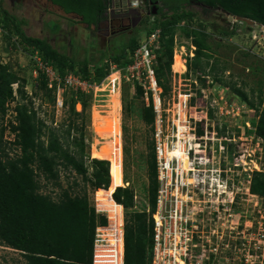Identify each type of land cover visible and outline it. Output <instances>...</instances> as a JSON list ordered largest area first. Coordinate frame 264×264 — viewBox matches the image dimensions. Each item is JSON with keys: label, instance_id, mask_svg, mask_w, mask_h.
<instances>
[{"label": "trees", "instance_id": "obj_1", "mask_svg": "<svg viewBox=\"0 0 264 264\" xmlns=\"http://www.w3.org/2000/svg\"><path fill=\"white\" fill-rule=\"evenodd\" d=\"M48 1L58 6L64 13L78 15L79 22L86 24L87 27H97L108 17L109 0ZM161 1L164 7H167L166 11L156 15L153 22H148L144 33H148L152 27H159L161 31L153 70L157 85L161 88L162 98L170 90L171 65L174 71H184L173 59L175 33L180 26L183 35L194 47L193 55L187 60L186 67L189 71L197 73L196 78L199 81L204 82L205 76H210L212 81H221L219 75L226 70L224 65L215 67L218 58L209 43V38L214 32L207 31V25L202 22H194L197 13L189 6L200 2L205 5L199 6L204 11L220 7L229 14L264 25V0ZM4 14L5 16L0 18L4 39L7 41L10 38H14L13 41L16 39L28 58L38 50L42 60L51 64L61 77L73 71L84 79L100 82L109 73L112 63L121 67L131 61L129 55L138 46L140 39L139 32H136L113 53L102 52L92 61L87 56L78 60L57 51L44 38L27 35L21 26L24 21L18 20L12 14L9 15L5 10ZM215 31L219 36L234 34V30ZM105 58L108 59L107 62H103ZM90 65H93V70H90ZM14 83L15 89L12 87ZM25 83V77L18 75L14 64L10 61L3 62L0 55V120L6 114L9 102L16 100L13 108L14 121L9 128L13 134L12 143L19 150L14 156H10L5 150L3 147L5 126L1 124L0 243L18 251L25 264L91 263L94 228L96 223H106L105 217L95 213L85 192H71L73 185H77L76 181L67 185L57 199L40 191L39 176L45 180L51 179L54 184L61 187L59 172L63 168L80 175L94 190L100 187L107 188L111 183L108 190V193H111L115 187L112 192L113 199L124 208V264H149L152 234L150 214L155 208L157 189L153 142L147 144L145 158L149 210L139 211L134 209L133 188L128 184L120 186L121 181L114 177L113 164L106 159L96 158L101 157L98 153L93 154L96 157H91L85 150L84 121L79 123L77 119H84L89 113L91 94L70 89L63 91L62 105L67 106V111L73 118L64 131L58 132L37 116L36 109L31 105L32 99H29L28 103L23 102L28 99L23 89ZM234 91L256 110V121L251 123L256 135L262 138L264 147V108L259 109L261 101L254 104L239 89ZM33 95L46 97L47 102L55 105V90L47 86L46 78L40 72ZM134 95L136 98H142L141 86L135 85ZM77 103L81 105L80 110L76 109ZM141 111L142 121L151 128L154 119L151 94L149 104L143 102ZM197 122L200 124L201 119ZM200 127L196 131L198 135L203 132L201 125ZM248 183L249 192L261 198L264 208V171L253 170Z\"/></svg>", "mask_w": 264, "mask_h": 264}, {"label": "rangeland", "instance_id": "obj_2", "mask_svg": "<svg viewBox=\"0 0 264 264\" xmlns=\"http://www.w3.org/2000/svg\"><path fill=\"white\" fill-rule=\"evenodd\" d=\"M189 8L197 13L195 23L202 22L207 25V31L214 32L209 38V43L218 58L215 67L224 65L226 70L219 75L221 81H212L210 76H205L204 82L199 81L196 78L197 73L193 70L189 71L186 67L187 60L193 55L194 47L183 35L182 26L178 27L174 38V60L184 71L181 73L174 71L171 65L170 90L162 98V107L171 108V102L178 90L191 94L188 111L190 119L195 124V131L198 127L201 128L200 125L202 126L201 149H205V153L201 154L206 159L204 164L209 163L212 176L216 178L218 170H222L221 176L229 182V187L226 193H222V198L227 200L229 190H232L234 195L231 210L221 213L220 219H214L215 228L219 233L222 232L223 236L228 234L231 236L230 232L235 234V230H238L232 229L236 225L239 228L244 225L256 227L263 207L261 198L249 192L247 177L249 171L241 170L242 157H238V153L235 152L255 147L254 139H246L249 137V131L245 129L243 132L242 127L245 121L250 123L256 121V110L241 99L234 89L245 93L254 104H259L261 101L259 109L264 106V31L256 21L249 23L240 19H228L227 14L217 9L204 11L196 5H191ZM4 10L18 20L24 21L21 26L27 35L46 39L57 51L68 56L78 60L87 56L91 61L98 58L102 52L109 54L119 50L136 32H139L140 38L143 37L149 20L156 17L155 14H150L147 23L138 26L134 31L130 28L123 29L120 21L114 19L108 30L105 21L97 27H87L78 21L77 16L65 15L47 0H0V18L5 16ZM123 22L125 26L129 23L127 20ZM222 29L234 30V34L217 35L215 30ZM13 39L7 41L2 34L0 35V55L3 62L10 61L14 64L18 75L26 79L23 89L28 99L23 102L32 99L31 105L36 109L37 116L49 127L55 128L58 132L64 131L73 115L69 114L67 106L57 107L56 100L55 105H52L47 102L46 97L33 95L37 76L33 72L32 59L22 51L19 42ZM107 60L105 58L103 62ZM89 68L93 70V65ZM113 78L114 75L102 78L99 86L91 93L89 113L84 119L78 118L77 122L84 121L85 150L89 156L96 157L93 154L98 153L101 157L96 158L111 162L114 167V177L122 184H128L133 188L137 208L149 210L145 158L147 144L153 141L150 126L145 125L141 118V107L145 101L135 97L129 82L123 79L113 81ZM12 87L15 89L16 84H12ZM60 97L64 98L63 93ZM15 103L16 100L9 102L6 114L0 120V125L5 126L3 147L10 156L19 153L12 143L13 134L9 128L14 121ZM76 109L80 110L81 105L78 104ZM164 115L168 117L169 112L168 114L164 112ZM198 119H201L200 124L197 122ZM196 135L198 136L197 132ZM173 152L176 156L185 154L180 148H175ZM252 159L257 163L258 168L264 171V149L261 153H255ZM184 165L186 166V159ZM59 174L61 187L54 184L53 180H45L39 176L40 191L57 199L67 185L76 181L77 185H73L71 192H85L92 204L93 194L98 192L103 196L99 197V202L104 204L110 213L111 221L119 225L120 207L105 197L108 191L100 192L103 187L93 191L88 182H84L80 175L70 169L61 168ZM218 190H221V186ZM209 216L211 215L207 214L204 217ZM220 225L222 228L219 227ZM0 264H25V262L18 251L0 243Z\"/></svg>", "mask_w": 264, "mask_h": 264}, {"label": "built area", "instance_id": "obj_3", "mask_svg": "<svg viewBox=\"0 0 264 264\" xmlns=\"http://www.w3.org/2000/svg\"><path fill=\"white\" fill-rule=\"evenodd\" d=\"M137 2L138 0H131V6H136ZM2 33L0 23V35ZM160 36V28L152 27L139 39L138 46L130 53L131 61L121 67L112 63L109 73L103 78L114 75L113 81L123 79L129 82L133 91L135 85L141 86L142 99L146 105L149 104L150 94L152 98L154 119L151 136L156 161L157 189L155 208L150 214L152 234L149 264H264L263 207L256 227L244 225L239 228L236 225L232 229L238 230H235V234L230 232L231 236H223L215 228L214 219H220L221 213L231 210L234 195L229 190L227 200L222 198L229 182L221 176L222 170H218L216 178L212 176L209 163L204 164L206 159L201 154L205 153V149H201L203 136L196 135L195 124L188 111L191 94L178 90L171 102V108L162 107L161 88L157 85L153 70ZM30 58L35 75L42 73L47 86L54 88L57 107L62 106L63 98L60 94L65 89L91 94L101 82L84 79L73 71L61 77L51 64L42 60L38 50ZM164 112H169V116L165 117ZM242 129L243 132L245 129L249 131L246 139H254L255 147L235 151L238 157H242L241 170H261L252 156L263 151V140L256 135L250 121H245ZM234 142L237 145L235 138ZM180 147L188 159L187 167H184L181 157L174 155L173 150ZM110 186L111 183L102 190L107 192ZM219 186L221 190H218ZM114 189L115 187L112 192ZM112 192L105 193V197L120 207L119 225L113 224L110 213L99 202V197L103 196L98 192L93 194L92 206L95 213L104 216L106 223L95 225L90 264H124V208L113 199ZM204 214L211 216L204 217ZM219 227L222 228V225Z\"/></svg>", "mask_w": 264, "mask_h": 264}, {"label": "flooded vegetation", "instance_id": "obj_4", "mask_svg": "<svg viewBox=\"0 0 264 264\" xmlns=\"http://www.w3.org/2000/svg\"><path fill=\"white\" fill-rule=\"evenodd\" d=\"M192 5L200 6L198 2ZM130 7L135 8L136 13H128ZM166 9L167 7H164L161 0H138L136 6H131V0H109V7L107 9L108 17L105 19L106 29L109 30L114 19H116L120 21V25H123V29L130 28L134 31L138 26L147 23L150 14L158 15L166 11ZM124 20L129 22L127 26L123 24ZM133 23H136L135 27L132 26Z\"/></svg>", "mask_w": 264, "mask_h": 264}, {"label": "water", "instance_id": "obj_5", "mask_svg": "<svg viewBox=\"0 0 264 264\" xmlns=\"http://www.w3.org/2000/svg\"><path fill=\"white\" fill-rule=\"evenodd\" d=\"M129 4H130V2H129ZM198 4H200L202 6H205L204 4H202L200 2H198ZM217 10H220V11L224 12L225 14H227L228 19H240V20H245V21H247L249 23H253L254 22L253 20L248 19V18H244V17L238 16V15L229 14L227 11H224L220 7H217ZM128 13H136L135 8L130 7L129 10H128ZM132 26L135 27L136 26V23H133ZM263 29H264V25H263Z\"/></svg>", "mask_w": 264, "mask_h": 264}, {"label": "crops", "instance_id": "obj_6", "mask_svg": "<svg viewBox=\"0 0 264 264\" xmlns=\"http://www.w3.org/2000/svg\"><path fill=\"white\" fill-rule=\"evenodd\" d=\"M48 1V0H47ZM49 2V1H48ZM50 3V2H49ZM51 4V3H50ZM51 5H53V4H51ZM53 6H56V5H53ZM58 7V6H57ZM59 8V7H58ZM60 9V8H59ZM61 10V9H60ZM62 11V10H61ZM63 12V11H62ZM64 13V12H63ZM65 15H68V14H70V15H74V16H77L78 17V21L80 20V17L78 16V15H76V14H74V13H64ZM71 17H73V16H71ZM86 25V24H85ZM87 26V25H86ZM91 27V26H90ZM94 27V26H93ZM96 27V26H95ZM173 59H174V54H173ZM173 64V63H172ZM185 69H186V67H185ZM181 73V72H180ZM77 106V105H76ZM123 180V179H122ZM121 186H125V184H122ZM137 200H136V196L134 195V202H136ZM89 203H90V205L92 206V203L89 201ZM134 209L135 210H139L138 208H137V206L134 204ZM146 210V209H145ZM139 211H141V210H139ZM147 211V210H146Z\"/></svg>", "mask_w": 264, "mask_h": 264}, {"label": "bare ground", "instance_id": "obj_7", "mask_svg": "<svg viewBox=\"0 0 264 264\" xmlns=\"http://www.w3.org/2000/svg\"><path fill=\"white\" fill-rule=\"evenodd\" d=\"M262 28H263V26H262ZM264 30V29H263ZM180 149H182L181 147H180ZM183 150V149H182ZM174 151V150H173ZM175 153V152H174ZM183 153H185V151L183 150ZM175 155V154H174ZM178 157H181V159H182V161H183V165H184V159H186V166L184 165V167H187V165H188V162H187V157H186V155L184 154V155H179ZM185 157V158H184Z\"/></svg>", "mask_w": 264, "mask_h": 264}]
</instances>
